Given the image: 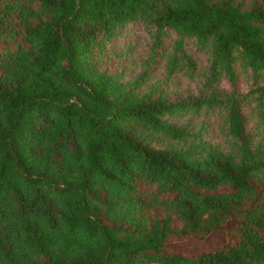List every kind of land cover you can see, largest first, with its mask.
<instances>
[{
	"label": "trees",
	"instance_id": "obj_1",
	"mask_svg": "<svg viewBox=\"0 0 264 264\" xmlns=\"http://www.w3.org/2000/svg\"><path fill=\"white\" fill-rule=\"evenodd\" d=\"M0 264H264V0H0Z\"/></svg>",
	"mask_w": 264,
	"mask_h": 264
},
{
	"label": "rangeland",
	"instance_id": "obj_2",
	"mask_svg": "<svg viewBox=\"0 0 264 264\" xmlns=\"http://www.w3.org/2000/svg\"><path fill=\"white\" fill-rule=\"evenodd\" d=\"M132 29L134 30V33H135V32H138V29H140V28L135 26V27H132ZM143 34L144 33L142 31H140L138 34H134L135 35V36H133L134 37L133 38L134 43H136L137 45L147 46L148 43L145 42L144 40H142ZM124 37L125 38L123 41H125V40L129 41L130 40L129 35H125ZM130 42H132V41H130ZM117 68H118L117 64L115 62H112L110 64L109 70L111 72H114V71H116ZM128 70L130 73H132V71H133V73L136 74V72H134L135 71L134 67H131V69H128ZM224 87L225 88L229 87V82L227 80L224 83ZM215 120H216V118L213 119V121H215ZM211 128L215 129L216 128L215 124ZM219 241L220 240H219L218 236H213L212 238L208 239L207 241L197 242V241L193 240V241H190V242L183 244V245L181 244V245H177V246H172L171 248L173 251H181L182 250V251H186V252H201L208 247L218 245Z\"/></svg>",
	"mask_w": 264,
	"mask_h": 264
}]
</instances>
